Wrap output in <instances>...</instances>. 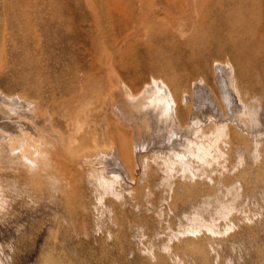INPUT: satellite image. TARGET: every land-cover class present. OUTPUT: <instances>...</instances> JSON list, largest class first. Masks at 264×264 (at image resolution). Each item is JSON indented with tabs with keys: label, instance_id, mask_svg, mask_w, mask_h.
Segmentation results:
<instances>
[{
	"label": "rangeland",
	"instance_id": "obj_1",
	"mask_svg": "<svg viewBox=\"0 0 264 264\" xmlns=\"http://www.w3.org/2000/svg\"><path fill=\"white\" fill-rule=\"evenodd\" d=\"M198 87L222 117L190 115ZM0 97L48 141L35 165L0 129V264H264V0H0ZM130 103L193 143L156 149Z\"/></svg>",
	"mask_w": 264,
	"mask_h": 264
},
{
	"label": "bare ground",
	"instance_id": "obj_2",
	"mask_svg": "<svg viewBox=\"0 0 264 264\" xmlns=\"http://www.w3.org/2000/svg\"><path fill=\"white\" fill-rule=\"evenodd\" d=\"M218 65V64H217ZM216 65V66H217ZM221 64H219V66H220ZM223 66V65H222ZM230 66V65H229ZM224 67V66H223ZM231 67V66H230ZM230 67H228V68H230ZM216 68V67H215ZM222 68V67H221ZM232 68V67H231ZM224 70V69H223ZM225 70H227V69H225ZM227 71H229V69L227 70ZM226 71V72H227ZM223 72V71H222ZM230 72H231V70H230ZM225 73V72H224ZM229 73V72H228ZM217 74V73H216ZM223 74V73H222ZM232 74V73H231ZM219 75V74H218ZM225 76L227 75V74H224ZM229 75H230V73H229ZM217 76V75H216ZM225 76H224V78H225ZM231 77H233V76H231ZM218 78H219V76H218ZM217 78V79H218ZM223 78V77H222ZM230 79V78H229ZM232 79V78H231ZM218 81V80H217ZM221 81V80H220ZM225 81H226V79H225ZM234 80H232V82H233ZM227 82H229V81H227ZM231 82V83H232ZM221 83V82H220ZM230 83V84H231ZM235 83V82H234ZM200 84V83H199ZM229 84V83H228ZM230 84H229V86H230ZM205 85V84H204ZM197 86H198V84H197ZM219 86L221 87V97H222V100H223V104L225 105V108H226V116L227 117H229V118H231V119H233V122H235L236 123V125H238V126H240L241 128L244 126H241L240 124H242V121L244 120L242 117H241V115H242V113H245L246 111H248V119L249 118H255V117H257L255 114H252V113H258V112H255V111H253L252 109L254 108H250V107H247V105L245 106V103L243 104L242 103V101H239V99L237 98V94L238 93H236L235 95H233L234 93H232V91L230 90V88H227L226 86H225V84H219ZM205 87V86H204ZM201 88V87H198V89L196 88H194L195 90V96H197L200 100L198 101V102H195L194 104H193V106H192V113L190 114V115H193V117L194 118H199V117H201L203 114H208V113H210L212 116L209 118V119H203V123H204V121H208V120H211L212 118H218V117H221V113H219V107H218V105H217V103L215 102V100H214V97H213V93H212V91H208V90H204L205 88ZM235 87V86H234ZM155 88V87H154ZM157 88V87H156ZM207 88V87H206ZM145 90V93H144V95H149L151 92H152V87H149V88H147V89H144ZM153 90H155V89H153ZM165 90V89H164ZM164 90H162V91H164ZM156 91H158V90H156ZM237 91H238V89H237ZM123 93V92H122ZM156 94V93H155ZM121 95V94H120ZM151 95V94H150ZM159 95V94H158ZM239 95V94H238ZM122 96V95H121ZM203 96H205V98H202ZM117 97V96H116ZM119 97V96H118ZM123 97V96H122ZM151 97V96H150ZM239 97H240V95H239ZM1 98V97H0ZM6 98V97H5ZM155 98V97H154ZM11 99V98H10ZM14 99V98H13ZM16 99V98H15ZM117 99V98H116ZM119 99V98H118ZM117 99V100H118ZM240 99H242L241 97H240ZM21 100V99H20ZM122 100V99H121ZM5 101V100H4ZM15 101V103H17L16 102V100H14ZM141 101V100H140ZM143 101V100H142ZM6 102V101H5ZM9 102H11V101H9ZM8 102V103H9ZM22 102V101H21ZM133 102V101H132ZM135 102V101H134ZM155 102V101H154ZM7 103V102H6ZM4 103V102H0V129H4L5 131H3V132H5L6 133V130H7V132L8 131H10L9 133L10 134H12V136L10 137V140H9V138L8 139H5L6 137H4V139H5V142L4 143H6V145H7V147L9 148H11L10 150H11V152L13 151L14 152V149H17V150H19V152H20V156L21 157H24L26 160H30L29 162H33V164H35V165H37V163L39 162L38 160H37V155H41L43 152L45 153V151L44 150H47V148H46V143L48 142H46L45 143V138L47 137V135H46V137H43L44 138V140L40 137V135H42L41 133H40V135H38V133L37 134H35L34 136H33V133L34 132H32L31 134H32V136H27L26 134L29 132V131H27V130H25L27 133H23V130H18V132L17 133H12L11 131L13 130V128H15L17 125H19V124H16V126L14 127V121H17V120H15V118H14V116H16V115H11L10 117H13V119H14V121L12 122V120H10L9 119V117H8V119H7V116H6V114H7V111L9 112V110L8 109H6L7 107L9 108H11L13 111L15 110V109H13V108H17V110H18V106L17 107H15L16 105H14V107L9 103ZM121 103V102H120ZM119 103V104H120ZM19 104V103H18ZM23 104V103H22ZM118 104V103H117ZM118 104V105H119ZM131 104V103H130ZM134 104L135 103H133V104H131V106L133 107V110L129 107V105H128V107L126 106V104H125V107L126 108H130L131 109V112H132V115H133V111H134V113H135V116H136V120L134 119V121L135 122H137V119L138 120H140L139 121V123H143V126H145L144 128H143V130L144 129H146L145 131H143V130H141L140 132H142L143 131V133L140 135L141 136V138L143 139H146V141H148V143H150V145H151V143L153 142V145L155 146V144L157 145V148L156 149H159V148H161V147H163V148H165V149H168L169 147H171L173 150H177V149H179V148H182L183 147V149H184V147L185 146H187L188 145V143L190 142L189 140L195 135L194 133H198V131L196 132V128H197V126H198V124H194L193 125V123H188V125L187 126H185V127H181L180 126V124L179 123H177L178 121H175L174 122V120H177L176 118H177V115L175 114V111L173 112V111H171V110H165V111H168V113L167 114H165V115H163V117H161L158 113L162 110L161 108H160V106H158L156 103H149L148 104V107L146 108V107H144V108H140L139 106H134ZM9 105V106H8ZM24 105H25V103H24ZM24 105H22V107L23 108H25L24 107ZM114 105V104H113ZM32 106V105H31ZM122 106V105H121ZM120 106V107H121ZM249 106H251V105H249ZM252 106H254V105H252ZM3 107H6L5 109H3ZM115 107H117V109H119L118 108V106H115ZM19 108H20V106H19ZM23 108H22V111H24L23 110ZM172 108V107H171ZM121 109V108H120ZM175 109V108H174ZM32 110V109H31ZM123 110H124V107H123ZM129 110V109H128ZM256 110V109H255ZM259 110V109H258ZM2 111H3V114H2ZM11 111V110H10ZM21 111V112H22ZM27 111V110H26ZM120 111H122V110H120ZM25 112V111H24ZM117 113H118V111H116ZM123 113L124 112H127V111H122ZM252 112V113H251ZM14 114L16 113V112H13ZM12 113V114H13ZM23 113V112H22ZM26 113V112H25ZM38 113V112H37ZM120 113V112H119ZM251 113V114H250ZM259 113H260V110H259ZM17 114H19V112L17 113ZM27 114V113H26ZM28 114H29V111H28ZM31 114V113H30ZM29 114V116H31ZM39 114V113H38ZM164 114V113H163ZM246 114V113H245ZM261 114H263V112L261 111ZM10 115V114H9ZM121 115V114H120ZM129 115V114H128ZM209 115V114H208ZM24 116V115H23ZM29 116H27V117H29ZM119 116V115H118ZM122 116V115H121ZM204 116V115H203ZM260 117H259V121H260V119L261 120H263L262 119V116L261 115H259ZM264 116V115H263ZM19 117H20V115H19ZM26 117V116H25ZM125 117V116H124ZM124 117H123V119H124ZM129 117H131L130 115H129ZM246 117V115H244V118ZM17 118H18V116H17ZM24 117H22V118H20V119H23ZM33 118V117H32ZM34 118H36V116L34 117ZM128 117H126L125 119H124V122H127V119ZM202 118H204V117H202ZM205 118H207V117H205ZM27 119V118H26ZM30 119V118H29ZM28 119V120H29ZM37 119H39V118H37ZM41 119V118H40ZM193 119V118H192ZM222 119V118H221ZM224 119V118H223ZM222 119V120H223ZM227 119V118H226ZM247 119V118H246ZM252 119H250V125H251V128H252V132H254L255 134L256 133H260V132H264V121H261V122H259V121H256L255 119L254 120H252ZM25 120V119H24ZM126 120V121H125ZM132 120H133V118H132ZM131 120V121H132ZM216 120V119H215ZM220 120V119H219ZM30 121V120H29ZM33 120L31 119V122H32ZM38 121V120H37ZM36 121V122H37ZM43 123H44V121H43V119L41 120ZM41 121H39L40 122V124H41ZM120 121H122V119L120 120ZM192 121V120H191ZM224 121V120H223ZM226 121V120H225ZM228 121H230V120H228ZM245 121V120H244ZM129 122V121H128ZM127 122V123H128ZM196 123H198L197 121H195ZM246 122V121H245ZM244 122V123H245ZM254 122H258V124L259 123H261V124H259V125H261L259 128L255 125V123ZM18 123V122H17ZM22 123V122H21ZM26 123H28V121L26 122ZM32 123H34V122H32ZM122 123V122H121ZM131 123H133V122H130V125H131ZM174 123V124H173ZM23 124V123H22ZM21 124V125H22ZM30 125H31V123H29ZM28 124V126L29 127H31L30 125ZM35 124V123H34ZM24 125V124H23ZM23 125H22V127H23ZM42 125V124H41ZM48 125V124H47ZM127 125V124H126ZM129 124H128V126H130ZM134 125V124H133ZM136 125H138V122H137V124ZM141 125V124H140ZM160 125V128H161V130L160 131H157V126H159ZM249 125V124H248ZM27 127V126H26ZM29 127H28V130H30L29 129ZM34 127V126H33ZM131 127V126H130ZM136 127H138V126H136ZM135 127V128H136ZM140 127L141 126H139V128L138 129H140ZM45 128V127H44ZM246 128V127H245ZM22 129V128H21ZM25 129V128H24ZM51 129V128H50ZM137 129V128H136ZM17 130V129H16ZM169 130V131H168ZM41 131H43L42 129H41ZM139 131V130H138ZM1 132V131H0ZM36 132V131H35ZM134 132V131H133ZM169 132V133H168ZM30 133V132H29ZM2 134V133H1ZM4 134V133H3ZM9 134V135H10ZM49 134V133H48ZM51 134V133H50ZM262 134V133H261ZM6 135V134H5ZM263 135V134H262ZM3 136L4 135H2V137H1V135H0V140H2V138H3ZM44 136H45V134H44ZM52 136H53V134H52ZM139 136V135H138ZM137 136V137H138ZM259 136V135H258ZM49 137H50V135H49ZM56 137V136H55ZM53 138V137H52ZM140 139V138H139ZM53 140V139H52ZM193 140V139H192ZM54 141V140H53ZM11 142H12V144H11ZM134 142H135V140H134ZM139 142V141H138ZM140 142H142V141H140ZM144 142V141H143ZM142 142V143H143ZM193 143V142H192ZM191 142H190V144H192ZM48 144H51L50 142L48 143ZM190 144H189V146H190ZM9 145V146H8ZM193 146V145H192ZM55 147V146H54ZM189 149H190V147H189ZM113 150V149H112ZM117 150V148L115 149V151ZM186 150H187V148H186ZM178 151V150H177ZM10 152V151H9ZM117 152V151H116ZM168 152V151H167ZM176 153V151H173V153ZM185 152V151H184ZM43 153V154H44ZM180 152H178V154H179ZM0 154H1V150H0ZM11 154V153H10ZM122 155V154H121ZM168 155V154H167ZM172 155V154H171ZM170 155V156H171ZM176 155V154H175ZM9 156H11V155H9ZM112 156H113V154H112ZM116 156V155H115ZM172 156H174V155H172ZM47 157V155L44 157V158H46ZM115 158H118V156L117 157H115ZM47 159V158H46ZM121 159V158H120ZM14 161V160H13ZM119 161H121V160H119ZM16 162V161H15ZM116 162H118V160L116 161ZM103 163V162H102ZM105 164V163H104ZM122 164H123V162H122ZM107 165V164H106ZM121 165V164H120ZM26 166V165H25ZM29 166V165H28ZM101 166H102V164H101ZM122 166V165H121ZM120 166V167H121ZM119 167V166H118ZM107 168V167H106ZM112 168V167H111ZM114 169V168H113ZM106 170V169H105ZM119 170H121V169H119ZM123 170V169H122ZM109 173H112L113 172V170L112 169H109V167H108V170H107ZM116 172H118L117 170H116ZM124 176V175H123Z\"/></svg>",
	"mask_w": 264,
	"mask_h": 264
},
{
	"label": "crops",
	"instance_id": "obj_3",
	"mask_svg": "<svg viewBox=\"0 0 264 264\" xmlns=\"http://www.w3.org/2000/svg\"><path fill=\"white\" fill-rule=\"evenodd\" d=\"M213 97H214V95H213ZM194 98H195L194 103H195V102H198V101L200 100V99H197V96H195ZM214 100H215V98H214ZM215 102H216V100H215ZM194 103H193V104H194ZM216 103H217V105H218V107H219L218 102H216ZM219 111H220V110H219ZM221 117H222V114H221ZM235 125H236V123H235ZM253 134H255V133L253 132Z\"/></svg>",
	"mask_w": 264,
	"mask_h": 264
}]
</instances>
